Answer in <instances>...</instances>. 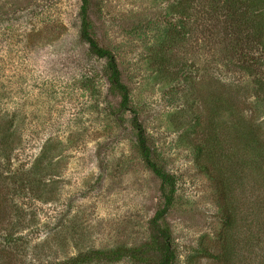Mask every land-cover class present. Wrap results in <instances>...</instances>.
I'll return each instance as SVG.
<instances>
[{"label": "rangeland", "instance_id": "374dc122", "mask_svg": "<svg viewBox=\"0 0 264 264\" xmlns=\"http://www.w3.org/2000/svg\"><path fill=\"white\" fill-rule=\"evenodd\" d=\"M223 2L90 5L93 37L175 178L176 264H264V0L232 15ZM80 6L0 0V264L140 247L165 203L131 114L115 115L106 60L80 37Z\"/></svg>", "mask_w": 264, "mask_h": 264}, {"label": "trees", "instance_id": "16d2710c", "mask_svg": "<svg viewBox=\"0 0 264 264\" xmlns=\"http://www.w3.org/2000/svg\"><path fill=\"white\" fill-rule=\"evenodd\" d=\"M225 14L232 15L231 12L239 10L242 4L247 0H222ZM91 0H81L80 19L81 29L80 37L88 45L90 54L106 60V69L111 88L121 94V101L115 115L121 119L125 113L131 114V124L136 133V144L140 150L147 166L161 180V191L165 197L163 207L156 213L151 220V240L140 247L116 246L110 250L88 249L79 251L77 254L58 261L54 264H86L94 260L115 262L123 259H131L137 262L155 264H176L177 254L172 241V229L167 220V214L173 204L175 193V178L164 165L154 159L153 150L149 143L146 130L139 119L138 111L132 107L130 102V92L127 85L122 80V72L119 68L114 53L99 44L93 37L90 19ZM179 14L189 15L185 9L179 8ZM255 42L260 43L259 38L255 37ZM253 40V39H252ZM8 141V140H7ZM2 136H0V148L11 145ZM12 147V146H11ZM36 183V180H33Z\"/></svg>", "mask_w": 264, "mask_h": 264}]
</instances>
